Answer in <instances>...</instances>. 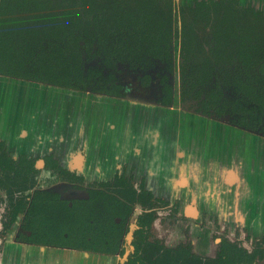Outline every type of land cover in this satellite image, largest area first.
I'll use <instances>...</instances> for the list:
<instances>
[{"label": "crops", "instance_id": "crops-1", "mask_svg": "<svg viewBox=\"0 0 264 264\" xmlns=\"http://www.w3.org/2000/svg\"><path fill=\"white\" fill-rule=\"evenodd\" d=\"M237 3L264 10V0ZM50 88L0 74V139L15 158L34 157L42 166L49 156L89 181L132 176L155 197L176 202L187 220L206 215L264 238V135L185 110L178 101L165 106ZM115 263L114 255L42 244H7L0 259V264Z\"/></svg>", "mask_w": 264, "mask_h": 264}, {"label": "trees", "instance_id": "trees-1", "mask_svg": "<svg viewBox=\"0 0 264 264\" xmlns=\"http://www.w3.org/2000/svg\"><path fill=\"white\" fill-rule=\"evenodd\" d=\"M161 3L174 5L172 0H0V74L82 89L92 77L83 67L84 52L93 50L113 63L141 59L157 48L160 59L170 60L175 33L170 26L160 35L152 30L164 28L165 19L157 23ZM178 7L180 95L203 96L200 112L229 110L237 115L233 125L257 129L264 114V10L242 7L237 0H195ZM226 90L235 94L232 106ZM4 143L0 139V165L33 174L32 160L24 155L12 160ZM58 232L55 241L66 244L64 230Z\"/></svg>", "mask_w": 264, "mask_h": 264}, {"label": "flooded vegetation", "instance_id": "flooded-vegetation-1", "mask_svg": "<svg viewBox=\"0 0 264 264\" xmlns=\"http://www.w3.org/2000/svg\"><path fill=\"white\" fill-rule=\"evenodd\" d=\"M170 52V60L160 59L159 61L163 70H159V87L156 90V97L147 99L165 106L177 101L181 102L188 96L180 95L179 97V60L176 66L179 94L174 92L173 77L176 68L173 64V46ZM135 68L139 69V67ZM143 72L140 79L151 81L153 77L151 72L148 70ZM112 82L113 86L108 81L102 86L91 82L92 85L87 84L86 87H89L92 92L125 97L123 82L117 79ZM167 87L171 89L169 99L166 97ZM105 89L113 90L114 93H107ZM232 95L235 97V94L232 93ZM193 98L198 100V106L192 111L202 113L200 99L203 96ZM132 99L139 100L138 97ZM209 111L208 114H203L214 116L216 119L227 113H231L233 118L237 117L236 113L228 110L221 114H216L211 109ZM252 131L264 135V132H260L259 129ZM4 149L14 161H18L23 155L19 154L15 158L13 150L9 149L6 143H4ZM26 157L32 160L35 169L33 174L25 171L15 174L11 165L4 167L0 165V185L5 191L4 198L0 199L3 201L0 202V259L3 256L4 247L13 243L68 247L114 255L116 256L115 264H264L263 237L252 236L246 230L231 229L228 225H221L214 217L212 225L220 229L228 227L234 235L237 231L243 232L244 236L250 239V246H246L242 241L233 240L228 235H219L215 254L204 256V252L202 255L196 253L189 239L183 238L169 242L161 238H150L147 230L155 222L159 212L163 210V207L172 209L174 204L173 212L168 211L174 216L166 215L167 220L170 219L172 223H177V226L184 229L186 226L189 227L188 222H194L196 229L200 227V229H206L208 233L211 228L202 224L203 217L206 215L187 220L179 214L176 202L172 203L155 197L132 176L122 174L114 175L108 180L89 181L60 165L65 171L58 167L52 168L48 163L49 156L43 157L42 166H37L36 158ZM48 177L55 183L50 187L41 186V181ZM47 197L49 200H46ZM147 216H150L149 223L143 225L140 220ZM60 229L64 230L62 234L67 242L63 245L55 241L56 235L59 237ZM129 232L131 236L128 238L126 234ZM238 251L244 258L252 260H240Z\"/></svg>", "mask_w": 264, "mask_h": 264}, {"label": "rangeland", "instance_id": "rangeland-1", "mask_svg": "<svg viewBox=\"0 0 264 264\" xmlns=\"http://www.w3.org/2000/svg\"><path fill=\"white\" fill-rule=\"evenodd\" d=\"M174 5L172 8H165L161 3V8L158 11V20L157 23H161L165 19L164 28L160 30H156L157 27L152 29L155 31L156 34L160 35L162 32L167 30L168 26H170L171 34L175 33L173 36V64L176 68L178 60H179V44H180V32H181V17H180V8L174 0H172ZM169 14V24H167L166 20ZM156 18V16H154ZM161 20V22H159ZM155 24V23H152ZM157 47V46H156ZM92 54L90 53H83V67L85 72L89 73L91 78L89 80L95 84L105 85L110 82V85L113 86L114 80H120L123 82L125 88V98H137L141 101L150 102L147 99L149 97H156V90L159 87L158 77H159V70L162 71V65L160 66V58L156 54L158 53V49L156 48L150 55H146V57H142L141 59L138 58L137 60L131 59H123L120 61H114L113 63L107 62L100 54H94V51L91 50ZM159 64V65H158ZM135 67H139L136 69ZM144 70H148L151 72L153 77L151 81L148 79L141 80V76L144 74ZM13 78V77H12ZM15 82H18L15 80ZM158 82V83H157ZM174 83V92L175 94H179V83L177 80V68L175 69V75L173 77ZM24 85V84H22ZM91 86V84L89 83ZM50 88V87H48ZM55 89V88H50ZM73 90H82L86 91L89 90V87H84L82 89L71 88ZM92 92V91H91ZM225 96L227 100L231 103V106L234 105L235 98L232 95V92L229 90L225 91ZM103 94V93H102ZM180 97V94H179ZM180 106L185 110H195L198 106V100L194 99L192 95H188L186 99L179 102ZM229 111V110H228ZM214 117V116H213ZM219 120L225 122H231L233 115L231 113H227L223 117H218ZM258 129L260 132H264V114L261 115V122L259 123ZM256 129V130H258ZM43 179V178H42ZM55 183V182H54ZM52 179L49 177L41 181V186L50 187L54 184ZM3 187L0 185V199L4 198ZM3 202V201H0ZM175 207V204H174ZM172 207V209L174 208ZM158 214L157 219L155 222L148 228L147 235L150 238H161L164 241L173 242L178 239H189L192 241L194 248L196 249V253L202 255L204 252V256H208L207 254H215V251L218 247L219 235H228L233 240L242 241L246 246L249 245V238L244 236L243 232L237 231L236 235L233 234V231H230L228 227H223V229L217 228L212 225V217H203L202 224H206V226H210L209 233L206 229L198 227L196 229V224L194 222H188L189 227L181 228L177 226V223H172V221L167 220L166 215L174 216L173 214H169L168 211H172L170 207L162 208ZM175 209V208H174ZM201 224V225H202ZM200 225V226H201ZM205 233V235H203ZM208 235V236H207ZM131 233H127L126 237H130ZM239 240H238V239ZM199 250V251H198Z\"/></svg>", "mask_w": 264, "mask_h": 264}, {"label": "water", "instance_id": "water-1", "mask_svg": "<svg viewBox=\"0 0 264 264\" xmlns=\"http://www.w3.org/2000/svg\"><path fill=\"white\" fill-rule=\"evenodd\" d=\"M12 79H15V78H12ZM16 79H18V78H16ZM22 81H25V80L22 79ZM27 81H28V80H27ZM29 82H30V81H29ZM34 83H38V84H40L41 82H34ZM41 85H42L43 87H51V88H56V89L63 88V87L53 86V85L44 84V83H41ZM65 89H66V88H65Z\"/></svg>", "mask_w": 264, "mask_h": 264}]
</instances>
